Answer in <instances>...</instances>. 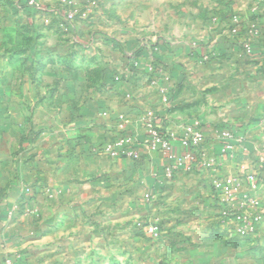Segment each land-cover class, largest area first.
Here are the masks:
<instances>
[{
	"label": "rangeland",
	"instance_id": "374dc122",
	"mask_svg": "<svg viewBox=\"0 0 264 264\" xmlns=\"http://www.w3.org/2000/svg\"><path fill=\"white\" fill-rule=\"evenodd\" d=\"M39 2L43 11L29 16L20 0H0V156L12 148L0 164V248L21 244L0 253L1 264H264V223L232 237L196 170L152 187L149 160L105 152L131 135L123 117L103 111L115 128L87 139L91 98L118 83L144 98L157 88L167 102L221 100L249 119L260 92L249 68L264 70V0ZM219 41L233 53L213 52ZM50 146L58 152L44 154ZM98 155L109 159L103 172L87 162Z\"/></svg>",
	"mask_w": 264,
	"mask_h": 264
},
{
	"label": "crops",
	"instance_id": "0c3cea01",
	"mask_svg": "<svg viewBox=\"0 0 264 264\" xmlns=\"http://www.w3.org/2000/svg\"><path fill=\"white\" fill-rule=\"evenodd\" d=\"M1 40H6L4 34H0V41ZM217 43L218 44L214 48L213 52L218 53L219 55L233 53V50L227 47L226 44L224 43L222 44V42L220 41ZM184 52L189 53L191 52V50L188 47H185L183 53ZM163 59L164 61H167L166 60L167 58H163ZM5 62H7V59H5ZM23 66L26 67L25 64ZM23 66L22 68H24ZM7 67L9 72L8 73L9 81L7 80L6 77L4 82L5 84H8L10 82L11 80L10 76L12 77V72H13L12 64L8 65ZM3 68L4 66L2 67V69ZM249 73L250 75L253 76L252 82L260 78L259 82H256V84H259L260 86V92L258 95L256 94L255 97L251 98L252 104H250V106L251 107L255 106V109L254 112L252 111V113L248 115L249 119L244 120L241 119V117L239 116L236 117L230 116L229 112L232 111V108L229 106L231 105H227L226 103L224 104L226 106H221L223 105L221 100H218L220 104L218 103L214 104L213 102L207 103V102H202L201 100H196L193 96H189V95L185 96L187 93H183L182 96L177 95L176 97H173L172 100L167 102L166 98L158 93L157 88L148 87L147 90L153 91V94L155 96L154 98H149V97L144 98L142 93L140 92L141 89L139 88V86L138 87L133 86L130 92L128 84L118 83L116 85L114 84L113 86L109 87L107 90H101L100 95H95L94 97L91 98L89 102L92 106L90 121H93V123L90 126V132L87 131L89 135L87 139L89 143H93V142L96 143L106 138L108 136V131H111L112 129L115 128L114 126L108 127L109 122L106 123L104 122L103 117L100 116L101 115L100 113H103V111L110 112L112 116L115 115L117 117L119 116L123 117L126 123L128 124V125L126 124L127 126L126 129L131 131V134L139 133L140 136L143 134L141 128V119L143 114L147 110H152L155 113L157 122L164 129L172 131L176 135L181 134V126L183 124L190 123L193 120H200L202 122L204 134L208 140V145L206 147V155L209 158L216 157L223 166L220 169L218 175L227 176L228 174L233 173L237 162H240V160H229L226 156H223L221 154L222 146L225 143V140L221 136L222 132L225 129H231L237 135L246 136L248 138V143L246 145L250 152L249 160L252 161L255 160L256 152L258 151L259 146L261 144V140L264 136V70H261L258 73L257 67L249 68ZM54 94L55 93H53V97L55 99V96L57 97V94L56 95ZM12 103H13L12 98L9 96H5L4 104L12 105ZM213 107H215L216 109ZM55 136L57 137L58 135L52 134L53 139L55 138ZM50 147L51 148H45L46 150H43V153L53 155L54 153L58 152L57 149L54 150V148H52L53 146ZM76 149H78V147H76ZM139 150L140 152H139V156L137 157V161L138 159L142 160L143 158L144 160L146 159L149 160L148 162L150 163L149 164L150 176L147 179V184L149 186L154 187L163 178H165L164 157L158 153L147 152L144 147L143 148L141 147ZM237 150L238 153L241 154V150L239 147L237 148ZM11 151H12L11 147L9 149L4 147V155L0 156L1 165L2 164H4V166L6 165L7 153L10 154ZM174 151L176 154L180 153V147L177 141L174 143ZM0 153H2L1 148H0ZM53 161H55L54 158ZM88 161L92 162L91 164L92 167H93V163L102 164V166H100L98 169H100L99 171L103 172L107 168V167L106 168L103 167L107 166L108 164L107 162L109 161V159L106 158L105 156L98 155L95 157H89L87 162ZM118 162L122 166V163L125 164L129 162V160H120ZM105 163L106 165H104ZM196 171L199 173L200 176L204 178L203 187H205L206 190L212 191L211 181L213 176L210 174L206 176L204 173H201L200 170H196ZM1 183L2 181L0 180V184ZM8 184L11 185L10 183ZM6 185L7 184L5 183L4 186L5 192L1 194V198L4 199V201L9 200L10 199L9 196L11 195V191L9 189H6ZM213 199L215 200V204H216L215 196H213ZM19 246H21V244H7L4 248L3 247L0 248V253L16 250L18 249ZM41 249L45 250L44 246L41 247ZM45 259L46 257L41 258L40 262H44ZM22 261L25 263L27 262L26 264L30 263L28 262L27 258H23ZM59 261L60 260H56V259L54 260V262H59ZM1 262L2 261L0 260V264Z\"/></svg>",
	"mask_w": 264,
	"mask_h": 264
},
{
	"label": "built area",
	"instance_id": "2783aa9c",
	"mask_svg": "<svg viewBox=\"0 0 264 264\" xmlns=\"http://www.w3.org/2000/svg\"><path fill=\"white\" fill-rule=\"evenodd\" d=\"M27 6L36 12L43 11L39 0H27ZM248 53L251 49L246 46ZM143 134L124 135L105 145V152L113 159H133L138 157L140 148L158 153L164 157V175L172 178L179 172L200 170L206 176H213L211 189L218 206V214L232 237L248 238L256 233L264 223V136L255 160H249L248 138L225 129L221 136L225 140L221 154L237 162L233 173L218 175L223 167L216 157L206 155L208 140L202 122L193 120L181 126V134L164 129L155 113L147 110L141 119ZM179 143L180 153L174 151V143ZM240 148L241 154L237 148ZM150 195L146 197L149 198ZM150 235L157 234V228L148 227ZM7 262V261H6Z\"/></svg>",
	"mask_w": 264,
	"mask_h": 264
},
{
	"label": "trees",
	"instance_id": "16d2710c",
	"mask_svg": "<svg viewBox=\"0 0 264 264\" xmlns=\"http://www.w3.org/2000/svg\"><path fill=\"white\" fill-rule=\"evenodd\" d=\"M20 3H21L22 10L25 14L29 16H34L36 11L27 6V0H20ZM232 240L234 241L236 239H232Z\"/></svg>",
	"mask_w": 264,
	"mask_h": 264
}]
</instances>
